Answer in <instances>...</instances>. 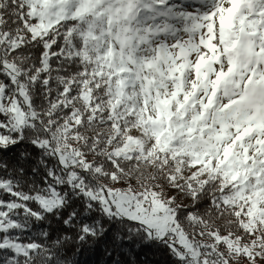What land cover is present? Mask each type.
<instances>
[{"label":"rangeland","instance_id":"1","mask_svg":"<svg viewBox=\"0 0 264 264\" xmlns=\"http://www.w3.org/2000/svg\"><path fill=\"white\" fill-rule=\"evenodd\" d=\"M25 1L38 20L31 28L35 36L61 20L86 21L85 40L96 55L98 76L104 73L111 81L117 109L116 135L123 143L112 156L148 159L161 153L174 160L165 168L167 189L157 183L148 187L149 182L134 183L139 190L89 186L90 197L107 212L115 210L174 243L188 264H264L259 239L241 241L216 231L205 243L189 239L170 206L186 207L188 197L168 193L188 188L194 198L219 175L226 184H239L244 230L264 229V0ZM74 54L81 53L74 47ZM26 96L23 87L6 93L0 86V111L6 116L0 120L2 149L26 124ZM50 151L80 185L84 172L106 176L99 163L87 162L69 145ZM36 200L46 209L61 203L55 192ZM19 206L0 201V249L15 254L24 248L7 231Z\"/></svg>","mask_w":264,"mask_h":264},{"label":"trees","instance_id":"2","mask_svg":"<svg viewBox=\"0 0 264 264\" xmlns=\"http://www.w3.org/2000/svg\"><path fill=\"white\" fill-rule=\"evenodd\" d=\"M37 22L25 0H0V86L6 93L23 87L27 95L25 126L11 135L6 149L0 148V201L20 204L10 216L13 226L7 233L24 251L0 249V260L4 264L9 260L16 264H188L174 243L155 237L143 224L115 210L107 212L88 194L89 186L122 184L120 188L139 190L134 183L149 182L148 187L156 183L155 187H165L166 169L174 160L161 153L148 159L112 156L111 151L123 143L116 135L117 109L111 81L104 73L98 76L96 55L85 40L86 21L61 20L35 36L31 28ZM74 47L80 55L74 54ZM5 119L0 111V120ZM56 144L69 145L87 162L99 163L106 176L94 174L95 180L84 172V185L71 180L60 157L50 151ZM130 181L132 185H126ZM238 185L214 175L194 198L188 188L168 190L182 200L188 197L186 207L170 206L189 239L205 243L216 231L241 241L259 239L264 249V229L249 234L243 228L244 199ZM51 192L61 199L57 206L46 209L35 201Z\"/></svg>","mask_w":264,"mask_h":264},{"label":"bare ground","instance_id":"3","mask_svg":"<svg viewBox=\"0 0 264 264\" xmlns=\"http://www.w3.org/2000/svg\"><path fill=\"white\" fill-rule=\"evenodd\" d=\"M44 145V144H43ZM124 150L126 151H128V150H130V147H128V146H126V147H124Z\"/></svg>","mask_w":264,"mask_h":264},{"label":"built area","instance_id":"4","mask_svg":"<svg viewBox=\"0 0 264 264\" xmlns=\"http://www.w3.org/2000/svg\"><path fill=\"white\" fill-rule=\"evenodd\" d=\"M42 142H44V145H46V144H45V142H46L45 140H43ZM42 142H41V144H43Z\"/></svg>","mask_w":264,"mask_h":264}]
</instances>
